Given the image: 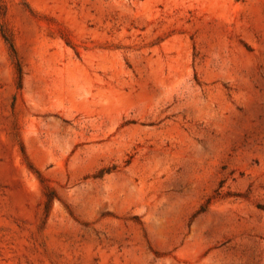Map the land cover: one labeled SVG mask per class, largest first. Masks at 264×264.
<instances>
[{
	"label": "rangeland",
	"instance_id": "1",
	"mask_svg": "<svg viewBox=\"0 0 264 264\" xmlns=\"http://www.w3.org/2000/svg\"><path fill=\"white\" fill-rule=\"evenodd\" d=\"M0 264H264V0H0Z\"/></svg>",
	"mask_w": 264,
	"mask_h": 264
},
{
	"label": "trees",
	"instance_id": "2",
	"mask_svg": "<svg viewBox=\"0 0 264 264\" xmlns=\"http://www.w3.org/2000/svg\"><path fill=\"white\" fill-rule=\"evenodd\" d=\"M2 33H3V37L5 38V40L7 41V43L9 44L11 50L14 52L15 51V48H14L13 42L9 38V36L6 35V33L4 32L3 28H2Z\"/></svg>",
	"mask_w": 264,
	"mask_h": 264
}]
</instances>
